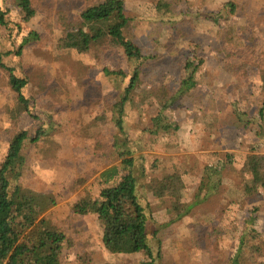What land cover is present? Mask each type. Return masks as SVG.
I'll return each instance as SVG.
<instances>
[{
	"label": "rangeland",
	"instance_id": "1",
	"mask_svg": "<svg viewBox=\"0 0 264 264\" xmlns=\"http://www.w3.org/2000/svg\"><path fill=\"white\" fill-rule=\"evenodd\" d=\"M122 1L132 19L129 36L150 57L140 66L139 81L124 105L127 148L136 159L135 168L144 173L141 182L177 172L181 197L191 202L205 167H215L227 155L239 171L250 151L264 154L258 117L264 99V0H164L170 12L163 18L154 8L160 0ZM33 2L35 15L24 21L14 0H0L6 23L0 26V60L26 79L22 92L28 100L27 111L11 119L19 107L8 73L0 68V164L16 133L35 136L41 131L39 140L24 143L23 166L15 182L55 198L56 205L44 217L68 238L61 264H140L148 260L144 253L110 254L103 247L96 217L72 212L83 190L98 192L99 172L118 163L112 120L118 116L113 110L124 84L106 76L103 68L127 75L134 66L118 51L55 48L60 34L56 13L75 19L86 0ZM227 4L235 6L234 12L229 13ZM198 60L202 62L194 73L195 86L163 112L178 130L153 134L152 119L178 88L187 62L193 67ZM226 172L213 196L171 225H166L170 201L161 202L139 189L148 216L149 246L160 255L156 264H223L235 255L243 231L255 235L264 262V192L255 200L245 199L237 179ZM250 216L255 217L252 231L244 224ZM248 253L246 246L241 248L238 264H247Z\"/></svg>",
	"mask_w": 264,
	"mask_h": 264
},
{
	"label": "trees",
	"instance_id": "2",
	"mask_svg": "<svg viewBox=\"0 0 264 264\" xmlns=\"http://www.w3.org/2000/svg\"><path fill=\"white\" fill-rule=\"evenodd\" d=\"M163 1L160 0L154 6L158 18H163L170 12L168 9L170 4L162 3ZM86 2L87 5L75 19H68L62 11L56 13L55 21L60 27V34L56 39L55 48L58 51L75 50L77 53L93 51L96 54L102 50L118 51L134 68L127 75L122 70L110 71L103 68L106 76L119 78L124 84L123 94L113 110L118 116L112 120L117 130L113 147L118 163L111 164L99 172L96 177L98 192L92 194L83 190L82 196L73 204L72 212L79 216L96 217L103 247L110 254L130 255L142 252L148 260L140 264H156L160 255L158 250L154 255L149 246L148 216L140 202L139 189L144 188L154 199L161 202L166 199L170 201L171 217L166 225H171L189 215L194 207L217 192L222 183L223 170L227 171L226 174L232 172L229 173L231 177L237 179L236 187L242 197L255 200L261 191L264 192V154L250 151L239 171L231 167V160L227 155L215 167H205L191 202L183 201L181 197L183 184L181 175L177 172L165 173L162 176L152 175L148 182H141L144 173L135 168L136 159L127 148L122 115L124 105L139 81L140 66L150 57L144 56L129 36L132 19L125 14L122 0ZM14 3L21 10L24 21L35 15L33 0H14ZM225 8L232 13L235 6L227 4ZM3 17L4 13L0 11L2 27L6 26ZM29 35L33 39L37 38L35 33ZM30 36L26 38V42ZM14 53L18 56L20 51ZM9 54L10 52L5 53ZM201 62L198 60L197 65L193 67L192 63L187 62L184 67L185 75L178 88L152 119L153 134L175 133L178 130V126L168 120L163 112L195 86L194 73ZM0 68L8 73L7 83L19 107L10 116L16 121L21 117V111H27L28 100L22 92L27 86V81L24 77L15 75L14 68L6 66L1 60ZM260 83V90L264 96V76L261 77ZM233 113L238 120L239 114ZM258 117L262 122L261 133L264 134V99L258 109ZM40 134L41 131H37L35 136L27 131L16 133L9 142L5 159L0 164V264H61V253L69 246L65 233L50 227L49 220L44 217V214L56 205L55 198L50 194L22 187L15 182L23 166L24 157L21 152L24 143L39 140ZM254 218L250 216L244 221L250 231ZM156 233L157 230L152 231V237L155 239ZM244 246L249 250L247 264H264L261 260L262 246L256 241L255 235L249 233L247 235L244 231L239 236L235 255L229 257L223 264H238L236 257Z\"/></svg>",
	"mask_w": 264,
	"mask_h": 264
}]
</instances>
